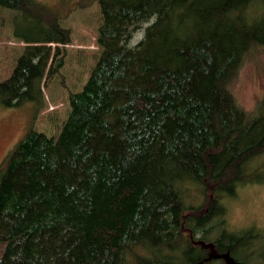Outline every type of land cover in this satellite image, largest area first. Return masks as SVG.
Listing matches in <instances>:
<instances>
[{
    "label": "rangeland",
    "instance_id": "374dc122",
    "mask_svg": "<svg viewBox=\"0 0 264 264\" xmlns=\"http://www.w3.org/2000/svg\"><path fill=\"white\" fill-rule=\"evenodd\" d=\"M27 2L32 10L42 5L56 13L57 25L69 33V41L65 44L62 35L45 30L41 21L31 20L18 10L0 7V85L5 82L9 85L0 89V171L29 132L30 140L12 155L8 170L12 171L15 182L32 184L31 187L39 184L30 202L36 216L48 218L55 239L67 252L68 264H110L106 259L113 264H125L124 253L145 232L147 224L145 216H133L127 232L113 241L109 240L108 233H100V223L91 214L82 212L74 217L64 206L63 202H67L64 198L50 203L54 186L71 187L72 195L85 200L89 195L84 190L86 184L98 180V175L89 170L91 162L84 156L79 155L68 165H57L49 154L37 157L39 145L45 141L57 153H63L62 134L73 112L70 97L82 94L90 79L102 69L109 75L124 68L140 71L143 65H150L153 53L170 30L188 39L189 53L179 72L189 73L201 67L210 59L220 36L213 34L195 42L188 37L208 23L198 16V9H222L228 17L247 27L260 24L258 42L261 45L246 50L242 67L230 85L236 107L253 124L236 128L238 133L224 151L211 157L215 176L233 160H241L240 180L218 189L215 197L210 194L215 205L208 209L202 225L191 215L185 217L186 236L180 233L174 212H167L163 232L172 248L168 251L150 248L143 257L151 264H264V0H147L141 6L96 0ZM244 50L233 53L231 60L237 62ZM26 67L30 70L9 84L15 72ZM93 84V88L103 86L95 98L106 99L101 108L107 112L102 114L98 130L88 131L89 136L122 135L128 122L121 121V116L116 120L115 109L131 108V99L138 93L151 96L157 92L124 83H106L103 79ZM183 93L182 89L170 91L164 100L172 98L180 105ZM120 94L122 101L118 103ZM75 163L79 166L73 167ZM194 167V171L173 165L159 168L152 174L160 176L158 185L147 173L149 192L155 186L156 194L173 195L184 212L204 209L208 199L202 182L205 165L199 160ZM68 171L71 177L67 176ZM141 176L144 177L143 172ZM0 201L1 213L8 206L7 196H2ZM7 212V223L0 216V264H51L43 253L46 233L42 230L32 231L23 247L10 244L12 238L26 229L28 221L23 210L16 208ZM80 218L91 222L90 233H86ZM250 229L260 235L254 248L257 257L251 256L246 248H233L240 235ZM79 253L88 256L89 261L82 263Z\"/></svg>",
    "mask_w": 264,
    "mask_h": 264
},
{
    "label": "trees",
    "instance_id": "16d2710c",
    "mask_svg": "<svg viewBox=\"0 0 264 264\" xmlns=\"http://www.w3.org/2000/svg\"><path fill=\"white\" fill-rule=\"evenodd\" d=\"M96 1H117L141 6L147 0ZM0 7L18 10L31 20L41 21L45 30H53L62 35L65 44L69 41V33L57 25L58 15L42 5L32 10L27 0H0ZM197 14L208 23L199 28V31L195 29L189 34L188 37L192 41L213 34L220 36L206 63L189 73L179 72V68L186 64L189 53L188 39L184 34L170 30L153 53L154 58L150 65H143L140 71L135 69L128 71L124 68L109 75L102 69L90 79L88 87L82 94L70 97L73 112L62 134L63 153H57L47 141L40 144L37 151L38 159L49 154L57 165H68L79 155L91 162L89 170L98 175H96L98 180L86 184L84 190L89 193L87 199L72 195L71 187L54 186L50 203L56 201L55 199L64 198L67 200L63 202L64 206L74 217L83 213L91 214L100 223V233H108L109 240H119L127 232L133 216L146 217L145 232L139 235L134 245L124 253L125 264H151L143 257L148 249L168 251L172 248L163 232L167 212H174L172 214L175 215L178 229L186 236L188 231L185 228V217L191 215L198 225H202L208 217V209L215 205V199L209 198L210 194L215 197L214 193L218 189L240 180L241 160H233L215 176L211 157L224 151L230 140L238 133L236 128L244 124L248 126L253 124V121L247 120L244 112L236 107L230 93V85L242 67L246 52L261 45L258 42L260 24L247 27L228 17L222 9L216 8L198 9ZM242 48L245 50L238 58V61L241 58V62L232 61L233 53ZM28 70L30 67L16 71L8 81L9 84H14L17 76ZM102 79L106 83H124L133 88L142 87L157 91L152 92L151 96L138 93V96L131 99L132 107L126 109L127 111L123 110V106L115 109V119L121 116V121L128 122L124 135L87 134L91 129L98 130L97 124L101 121L102 114L107 112L101 108L105 106L106 99L95 98L98 91L103 90V86L93 88V82ZM7 86L9 85L5 82L0 85V89ZM117 88L113 87L115 90ZM176 89L184 91L180 105L172 98L164 100L166 93L174 92ZM120 96L121 94L118 96V103L122 101ZM113 97L116 99V94H113ZM113 97L110 95V98ZM33 139L34 137L31 140ZM26 140H30L29 132L11 152L5 168L0 171V199L2 196L8 198V206L1 211L0 216L7 223V211L16 208L23 210L28 226L12 238L10 244L23 247L27 244L28 235L32 231L42 230L46 233L43 253L51 260V264H68L67 252L63 250L60 241L55 239L48 218L36 216L30 202L39 184L31 187L32 184L26 186L19 181L15 182L12 179V171L8 170L12 155ZM199 160L205 165L202 182L206 187L208 199L204 209L184 212L173 195L156 194L155 186L149 192V186L146 184L147 173L149 179L152 178V182L158 185L160 176L152 174L159 168L173 165L192 168L194 171V166ZM72 166L77 167L79 164L75 163ZM45 171L43 170V173ZM141 171L144 177L141 176ZM114 175L116 177L111 178ZM67 176L71 177L69 171ZM78 220L82 221L83 218ZM82 222L86 233H90L91 222L89 220ZM259 237L256 231L246 230L233 244V248H246L251 256L257 257L254 248ZM74 246L76 247V242ZM33 256L37 258L38 255ZM80 257L82 263L84 260L89 261L88 256L80 254ZM105 261L113 264L108 259Z\"/></svg>",
    "mask_w": 264,
    "mask_h": 264
}]
</instances>
